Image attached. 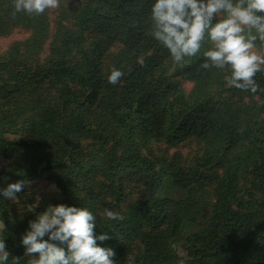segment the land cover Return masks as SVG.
<instances>
[{
    "label": "trees",
    "instance_id": "16d2710c",
    "mask_svg": "<svg viewBox=\"0 0 264 264\" xmlns=\"http://www.w3.org/2000/svg\"><path fill=\"white\" fill-rule=\"evenodd\" d=\"M153 2L60 0L29 15L0 0V188L37 178L60 196L0 195L6 264L36 257L21 236L57 204L97 217L116 264H264V71L256 93L229 85L228 67H201L210 42L176 63L152 35Z\"/></svg>",
    "mask_w": 264,
    "mask_h": 264
},
{
    "label": "clouds",
    "instance_id": "9594fccd",
    "mask_svg": "<svg viewBox=\"0 0 264 264\" xmlns=\"http://www.w3.org/2000/svg\"><path fill=\"white\" fill-rule=\"evenodd\" d=\"M59 6L60 0H14L15 11L29 15ZM151 19L153 37L176 63L183 65L185 58L196 56L202 45L210 42L203 52V69L228 67L230 75L224 79L229 85L252 93L259 90L254 77L264 66V54L256 49L257 42L264 45V0H154ZM123 76V71L113 67L108 83L116 85ZM23 188V181L9 183L0 188V195L13 200ZM103 215L124 219L107 208ZM96 218L84 207L48 206L21 236L24 255L37 254L29 264H116L114 251L97 243L111 237L95 234ZM9 256L4 239H0V264H6ZM134 261V256L128 258V264Z\"/></svg>",
    "mask_w": 264,
    "mask_h": 264
},
{
    "label": "rangeland",
    "instance_id": "374dc122",
    "mask_svg": "<svg viewBox=\"0 0 264 264\" xmlns=\"http://www.w3.org/2000/svg\"><path fill=\"white\" fill-rule=\"evenodd\" d=\"M19 36H22L20 31H17L12 35V37H19ZM4 42L5 40H1L0 45H2ZM262 71H264V66H262ZM181 151L182 153L185 152L184 150H181ZM183 156L186 159V161H189L191 158L185 154H183ZM2 163L3 162L0 160V166L2 165ZM23 183H24V189H31L35 194L47 200H51L53 198H60L57 188L50 182H46V181L36 178V179L25 181ZM1 228H2V224L0 223V231H1ZM186 233H190V231L188 230V232ZM173 246L179 255L181 256L185 255V250L181 246L180 239L179 240L175 239L173 242Z\"/></svg>",
    "mask_w": 264,
    "mask_h": 264
}]
</instances>
